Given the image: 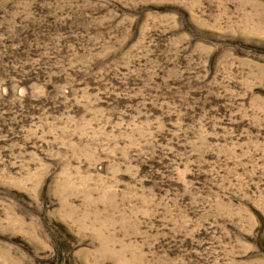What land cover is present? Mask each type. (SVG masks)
<instances>
[{"label":"rangeland","instance_id":"374dc122","mask_svg":"<svg viewBox=\"0 0 264 264\" xmlns=\"http://www.w3.org/2000/svg\"><path fill=\"white\" fill-rule=\"evenodd\" d=\"M0 264H264V0H0Z\"/></svg>","mask_w":264,"mask_h":264}]
</instances>
